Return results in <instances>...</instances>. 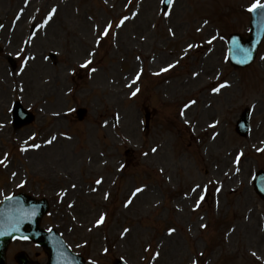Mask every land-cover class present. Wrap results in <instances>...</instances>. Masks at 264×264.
Masks as SVG:
<instances>
[{
    "label": "rangeland",
    "instance_id": "rangeland-1",
    "mask_svg": "<svg viewBox=\"0 0 264 264\" xmlns=\"http://www.w3.org/2000/svg\"><path fill=\"white\" fill-rule=\"evenodd\" d=\"M251 1L174 0L164 12V0H0V197L24 181L46 196L43 227L90 264H264L252 184L264 170V42L249 68L223 57ZM216 77L229 87L213 93ZM15 100L35 113L31 127L8 124ZM11 251L8 264L40 252Z\"/></svg>",
    "mask_w": 264,
    "mask_h": 264
},
{
    "label": "water",
    "instance_id": "water-1",
    "mask_svg": "<svg viewBox=\"0 0 264 264\" xmlns=\"http://www.w3.org/2000/svg\"><path fill=\"white\" fill-rule=\"evenodd\" d=\"M168 4L169 2H166L165 6L167 7ZM262 17L264 18V15H262ZM263 35L264 20L257 23L252 35L253 40L248 42L246 45H243V48L235 44L234 46L230 45L231 57L236 65L247 66L254 60L257 48ZM234 43H237V40H235ZM237 57L241 60V62L238 61ZM20 113H25V111L18 106L16 108L18 118ZM242 118V128H240L241 132L244 133V130L248 125L247 114H245ZM31 121L32 118L27 117L23 123L21 122L22 124L18 121V126ZM254 180L255 190L264 200V174H257V177ZM39 207L40 206L38 205H33L31 200L19 197L14 199V201L12 200L5 203V205H3L0 209V264L4 262L3 254L5 245L17 237H29L34 240L35 243L42 245L47 252H49V264H82L81 262L74 260V257L67 252L68 250L65 245L55 234L49 236L38 232V221L40 217L36 218L35 213ZM42 213L43 212L41 211V214ZM29 229H31V232ZM18 262L19 264H29L27 259L22 256L18 258ZM115 264H119V262H115Z\"/></svg>",
    "mask_w": 264,
    "mask_h": 264
},
{
    "label": "snow or ice",
    "instance_id": "snow-or-ice-1",
    "mask_svg": "<svg viewBox=\"0 0 264 264\" xmlns=\"http://www.w3.org/2000/svg\"><path fill=\"white\" fill-rule=\"evenodd\" d=\"M168 2L169 3H172L173 2V0H168ZM257 10H264V3H261L260 2V0H255V2L248 8V11H250V12H255V11H257ZM53 11H55V9H53ZM49 18H51V17H49ZM105 35H107V32L105 31ZM189 47L191 48V47H193L192 45H189ZM88 64H90L91 63V61L89 60L88 62H87ZM173 65H170L169 67H172ZM168 69H164V71H167ZM93 71H95V69H93ZM224 85H222V87H223ZM215 91H219V88H217V89H215ZM133 95H135V93H133ZM192 104H195L196 102L195 101H192L191 102ZM52 140H55V137H52ZM52 141L50 140L49 141V143H51ZM37 147H39L38 145H37ZM152 151L153 152H156V149L155 148H153L152 149ZM145 155H147L146 153H145ZM241 155H242V153H241ZM239 162V157H237V163ZM101 181H97V183H100ZM143 189H137L136 191L137 192H140V191H142ZM103 219H104V217L102 216L101 218H100V221H98L97 223L99 224V223H101L102 221H103ZM202 227H204V225H202ZM125 231H128L127 229L125 230ZM172 231H174V229H172V230H170L169 231V234H171V232ZM105 251H107V250H105Z\"/></svg>",
    "mask_w": 264,
    "mask_h": 264
},
{
    "label": "bare ground",
    "instance_id": "bare-ground-1",
    "mask_svg": "<svg viewBox=\"0 0 264 264\" xmlns=\"http://www.w3.org/2000/svg\"><path fill=\"white\" fill-rule=\"evenodd\" d=\"M6 95V93H4L2 96Z\"/></svg>",
    "mask_w": 264,
    "mask_h": 264
}]
</instances>
